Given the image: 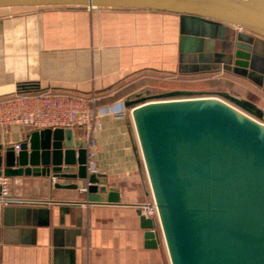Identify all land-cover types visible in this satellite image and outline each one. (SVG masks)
Masks as SVG:
<instances>
[{
    "label": "crops",
    "instance_id": "obj_1",
    "mask_svg": "<svg viewBox=\"0 0 264 264\" xmlns=\"http://www.w3.org/2000/svg\"><path fill=\"white\" fill-rule=\"evenodd\" d=\"M240 29L225 27V38ZM177 15L107 8L0 9V99L21 92L97 94L99 107L124 106L142 91L227 94L260 109L264 103V41L257 44L260 78L238 77L213 64L197 72L199 56L223 51V42L197 38L182 44ZM195 49L191 53V49ZM27 85L25 91L21 86ZM31 133L0 128L2 148L21 144ZM84 139L85 129L74 131ZM97 174L118 189L84 193L78 180L56 184L52 177L9 178V197L0 202V264H170L158 223L155 248L149 246L139 206L152 200L130 115L104 118L94 134ZM154 241V240H153Z\"/></svg>",
    "mask_w": 264,
    "mask_h": 264
},
{
    "label": "water",
    "instance_id": "obj_2",
    "mask_svg": "<svg viewBox=\"0 0 264 264\" xmlns=\"http://www.w3.org/2000/svg\"><path fill=\"white\" fill-rule=\"evenodd\" d=\"M107 8L177 15L185 44L197 38L224 41L223 51L199 56L197 72L223 70L260 78L264 0H0L5 8ZM241 33L225 38V27ZM191 31L192 34H186ZM185 36V37H184ZM196 43V42H195ZM195 49H191L194 53ZM25 91L27 85L21 86ZM27 92V91H26ZM142 165L157 210L170 264H264V124L253 104L227 94L171 91L127 99ZM85 140L72 130L32 132L20 150L0 146V176L53 177L84 183V193L118 189L104 175L88 173ZM77 189V185H55ZM149 246L158 234L141 218ZM154 240V241H153Z\"/></svg>",
    "mask_w": 264,
    "mask_h": 264
},
{
    "label": "built area",
    "instance_id": "obj_3",
    "mask_svg": "<svg viewBox=\"0 0 264 264\" xmlns=\"http://www.w3.org/2000/svg\"><path fill=\"white\" fill-rule=\"evenodd\" d=\"M97 94H67V93H27L21 92L15 96L0 99V128L11 125L23 127L29 133L50 129L52 131L85 129V167L88 173L97 174L96 142L94 134L102 130L104 118L122 119L130 115V109L113 105L99 107ZM261 118L258 122L264 124V103L260 107ZM18 152L20 144L12 145ZM51 184L56 179L51 178ZM9 178L0 176V202L16 203L9 197ZM140 214L158 223L157 210L153 200L139 206ZM159 226V225H158Z\"/></svg>",
    "mask_w": 264,
    "mask_h": 264
},
{
    "label": "rangeland",
    "instance_id": "obj_4",
    "mask_svg": "<svg viewBox=\"0 0 264 264\" xmlns=\"http://www.w3.org/2000/svg\"><path fill=\"white\" fill-rule=\"evenodd\" d=\"M192 33L193 32H191V31L186 32V34H192ZM183 45H186V46H189V48H192V47L195 46V42H193V43L192 42H187L185 44V41L183 39ZM209 57L212 58V59H214L213 57H211V55ZM259 62L261 63L262 60H259ZM159 92H160V90H157V89L154 88L153 90H147V91L145 90V91H142V92H140V94H141L142 97L149 98L150 96H154V95L159 94Z\"/></svg>",
    "mask_w": 264,
    "mask_h": 264
},
{
    "label": "bare ground",
    "instance_id": "obj_5",
    "mask_svg": "<svg viewBox=\"0 0 264 264\" xmlns=\"http://www.w3.org/2000/svg\"><path fill=\"white\" fill-rule=\"evenodd\" d=\"M5 9H8V8H5ZM14 9V8H13ZM15 9H18V8H15Z\"/></svg>",
    "mask_w": 264,
    "mask_h": 264
}]
</instances>
